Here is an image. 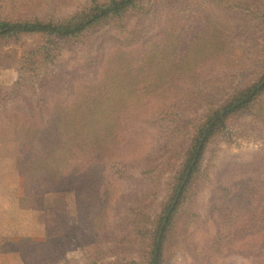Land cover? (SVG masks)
<instances>
[{"label":"trees","instance_id":"trees-1","mask_svg":"<svg viewBox=\"0 0 264 264\" xmlns=\"http://www.w3.org/2000/svg\"><path fill=\"white\" fill-rule=\"evenodd\" d=\"M198 5L211 13L225 11L234 18L232 27L225 21L227 29L222 28L221 20L214 16V27L205 37L211 43L194 50L176 44V25L170 27L172 36H160L159 19L165 6L174 10ZM258 30L264 42V0H89L83 11L64 18L0 17V41L40 39L38 44L24 47L17 80L0 91V149L19 146L17 165L25 173L34 163L50 158L51 146L39 144V128L47 117L64 114L82 120L80 126H64V174H51L43 182L73 194L76 213L68 237L81 241L87 264H107L110 259L122 264H171L177 253L191 258V264H220L221 255L225 262L232 251L254 258L253 264H264V145L251 159L221 163L213 177L207 160L212 144L235 122L245 117L264 120L261 38L257 44L245 43L240 57H235L232 46H224L228 38L253 41ZM76 46L84 50L85 57L68 72L72 77L66 85L72 99L60 103L64 111L53 110L49 94L59 87L60 79L49 66L63 51ZM159 47L165 52L164 60L156 73L149 74L155 77L153 82L141 88L150 103L156 97L154 109L131 119L120 115L129 128L140 122L159 135L143 153L123 160L131 169L122 172L132 179L130 188L113 197L108 187L97 200L93 194L97 170L78 139L89 122L97 119L95 112L87 111H95L99 101L92 94L97 88L91 83L107 59L116 60L117 53L134 74L144 67L141 61L146 62ZM222 55L227 58L222 64L226 70L219 74L213 70L218 64L205 58ZM191 56L197 58L188 59ZM210 71L216 80L208 81ZM204 80L209 88L199 98L202 102L194 103L198 108L192 109L188 104L199 97ZM109 91L111 88L104 92ZM129 94L136 100L140 93L134 89ZM160 94L171 97L163 100ZM75 103L84 110L68 107ZM121 133L129 137L127 132ZM66 153L70 155L66 157ZM165 173L168 176L162 178ZM208 181L212 183L208 218L214 226L205 244L198 247L192 227L200 219L198 198ZM161 182L166 189L157 202Z\"/></svg>","mask_w":264,"mask_h":264},{"label":"rangeland","instance_id":"rangeland-1","mask_svg":"<svg viewBox=\"0 0 264 264\" xmlns=\"http://www.w3.org/2000/svg\"><path fill=\"white\" fill-rule=\"evenodd\" d=\"M88 2L89 0H0V17L64 18L80 13ZM224 12L216 9L214 13H211L201 5L195 8L182 7L174 10L165 6L159 19L160 36L164 39L172 36L170 27L176 25L173 38L180 48L194 50L200 45L208 48L211 40L206 41L205 37L214 27L212 25L216 22L214 16H218L221 20V27L224 29H227L225 21H230L231 27L233 25L234 18L228 17ZM260 35L258 30L253 41L249 42H246V38L238 40L228 38L224 46H232L235 57H240L242 49L251 43L258 42ZM39 42L38 37H25L19 43L0 41V91L12 86L17 80L19 75L17 68L23 58V51L26 50L24 47L33 46ZM245 43L249 44L245 46ZM259 43L264 45L263 38ZM84 55V50L76 46L75 50L71 49L65 53L63 51L55 63L49 66L56 71L60 79L59 87L51 90L49 94L52 101L50 107L54 106L53 110L64 111V104L60 103H64V98L68 102L71 101L72 97L67 89L69 84L66 85V81L72 76L68 72L84 62ZM120 55L117 53L115 55L117 58L113 62L107 59L105 66L99 69L100 74L91 83L92 87L97 88L92 94L94 97L97 96L99 101H97L95 111L92 110L93 108L87 111L95 112L97 119L90 121L88 127L84 128L85 130L78 138L81 140L79 143L85 149L83 152L88 153L87 157L97 170L93 179V194L97 200L103 198V193L108 187L113 197H118L130 188L132 179L126 178L128 175L122 172L125 169H131L127 168L129 165H125L123 160L143 153L151 146L156 135H159L154 128L143 126L144 123L140 126V122L129 128L128 121L120 115L131 119L144 116L150 109H154L152 103L156 102V97H153L154 101L150 103L141 88L153 82L155 77L150 75L158 71L164 60L165 52L162 47L153 49L152 56H146V62L141 61L144 67L134 74L124 67L127 65L122 60L123 56ZM196 58L191 56L188 59L195 60ZM205 59L207 62L213 61L214 64H218V67H214L213 70L219 71V74L221 69L226 70V67L223 68L222 65L227 62L224 55L214 59L206 56ZM109 62L111 66H108ZM91 72L88 78L92 80L94 77ZM107 75L109 77H106ZM210 76H212L211 71L207 76L208 81L217 79ZM200 83L205 86L198 91L199 97H193L192 102L188 104V107L192 106V109L198 108L194 103H201L199 98L204 93V89L209 88L205 80ZM109 88L111 92L106 94L104 91ZM134 89H138L140 93L135 96L136 100L129 94ZM169 97L171 96L162 95L163 100ZM68 107L73 111L84 110L77 108L76 103ZM134 113H136L135 116H133ZM120 120L123 123L119 124ZM70 123L80 126L82 120H74L71 116H64V114L47 117L46 122L39 128L41 136L39 144L51 146L50 158L34 163L33 168L25 173H22L17 165L19 146L11 145L0 149V264H87L81 241L68 237L71 218L76 213L73 194L58 190L59 186L43 182V179L48 180L51 174H64V126ZM121 131L127 132L129 137H124ZM117 139L122 142L119 143ZM218 139L212 144L207 159L210 169L212 168L211 177L214 176L217 167L229 159L248 160L252 158L255 152L264 145V120L254 117L242 118ZM60 142L61 145L58 146ZM66 155L68 157L70 153ZM164 176L168 175L166 173L161 175L162 178ZM165 189V185L161 182L158 186L157 202L161 200ZM211 189L212 183L208 181L206 188L198 198L201 216L192 227L194 241L198 247L205 244L206 238L211 235L209 230L214 226L208 218V200ZM30 197L31 199H28ZM110 214L112 215V212ZM113 261L115 260L110 259L107 264H122L119 261L117 263ZM219 262L220 264H253L254 258H246L232 251L227 253L225 262L224 255H221ZM191 263V258L186 259L177 253L171 264Z\"/></svg>","mask_w":264,"mask_h":264}]
</instances>
